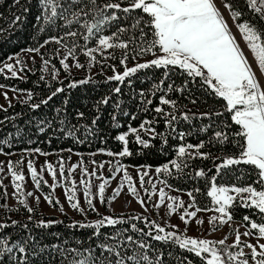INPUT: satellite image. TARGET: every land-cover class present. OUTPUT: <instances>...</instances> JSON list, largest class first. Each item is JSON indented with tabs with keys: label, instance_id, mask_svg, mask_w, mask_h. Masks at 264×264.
<instances>
[{
	"label": "snow or ice",
	"instance_id": "1",
	"mask_svg": "<svg viewBox=\"0 0 264 264\" xmlns=\"http://www.w3.org/2000/svg\"><path fill=\"white\" fill-rule=\"evenodd\" d=\"M16 4H19V0H14ZM85 0H39V4L42 8V15L36 17L37 21L43 19L46 23H55L56 20L66 21L65 27H70L72 24H79L82 17H87L89 12L86 8L90 5V11L94 15H99L103 17L97 23L94 24H84L86 28L87 35L82 36V39L89 41L94 37L98 41V45L95 48H89L85 46H78L75 42V37L80 35L78 32L69 30L65 32L63 36L60 37H49L45 40L40 47L46 46L49 42L61 43L65 39L71 37L73 38V43L71 47L67 48L65 54L59 57V64L64 69L69 68L67 60L72 58L76 60L75 67L82 68L79 60L76 59V51L78 47H82V54L89 57L90 62L93 64L97 62V57L93 55L95 51H102L103 49H111L113 47H118L123 49V55L120 58V64L125 65V70L122 74L115 73V66H112L114 75L108 77V81H116L119 84H123L126 78H131L140 70L149 69L155 67L156 69H165L163 77L158 82H153L152 88L145 92L144 89H140L138 95L141 97V103L145 102V97L151 94L155 96L157 91H163L164 94L159 97V104L151 109L157 114L152 120L145 118L141 121L138 127L128 126L127 131L117 135L115 139L117 141L123 142L122 150L119 152L107 151L105 154L108 156H118V157H129L133 153L129 150L128 143L126 139L129 136L134 137V142L143 149L151 147L150 141L160 138L163 145H167V138L163 132H157L156 128L153 127L154 124L158 123V119H163L166 129H169V134L176 138L178 135L181 141L184 140L185 136L189 133L183 131H177L174 126L175 123L183 120L185 122L192 119H211L213 115L222 116L223 112L209 111L202 113L199 117L190 116L187 112H183L180 115L176 114L177 104L176 100H171L167 98L168 92L175 91L183 93L187 90L189 82H196L199 78L200 86L203 88L207 86L214 95L218 98H222L226 101V110L231 113V121L234 125L239 126V131L233 133L234 136L240 137L243 143L237 142L240 148L239 156L237 157H227L223 158L220 164H215V160L221 159L220 157L214 158V166L216 169V174L210 177L211 188L207 191L206 195L211 198L212 203L216 206L215 211L220 214L219 221L223 225L225 220L223 219L227 216L228 221L233 219L232 215L229 213L228 209L232 206L233 201L239 197L242 207H249L258 210V214H264V84L260 82V79L256 75L254 69L252 68V63L247 59L246 54L239 47L234 34L230 31V26L223 16L220 8L221 6L229 11V16L234 23L240 20L244 15V9L240 8L239 3H232L229 0H129V7H121L124 0L120 3H106L102 7L97 4V0H87L85 7H79L78 5L84 4ZM244 5L248 11H250L254 19L244 20L243 22L236 23L238 31L241 33L243 40L245 41L247 48L251 51L254 61L260 70L261 75H264V0H244ZM51 10V14L48 15V10ZM115 10L111 15H106L108 10ZM133 10H141L143 14H146L147 19L144 16H139L134 19L130 26L133 33L137 30L139 31V36L135 34L129 36L126 40L120 39V34L129 31V28L121 26L117 29L116 33L111 36L101 35L103 28L100 27L108 22L115 21L119 19L117 13L123 12L124 14H129ZM27 11V9H25ZM68 16H72L73 19L69 20ZM20 20V16L14 17L11 22L13 26L16 22ZM143 25V27H141ZM146 29L148 31H146ZM41 31L44 29L41 28ZM0 31H3L0 29ZM151 33V39H147ZM109 41H118V43H110ZM26 51L40 53V48L27 49ZM145 54H152L153 59L145 61L143 63L137 62L133 67H126V62L131 55L133 60H137L138 57H143ZM110 58L115 59L113 54H110ZM11 59V58H9ZM33 59H35L33 57ZM103 63V60L100 61ZM16 63L21 65L20 70L23 71L26 65L22 60L17 58ZM45 67L42 71L47 72V65L49 60L44 59L43 61ZM9 72H11L10 78H19L17 76V70L14 68L13 64L8 63L4 66ZM175 70H180L181 74H186V79L180 87H175L173 83L167 84V89H164L166 81L170 78V73ZM3 71V69H0ZM53 80H56L59 75V69L53 66L52 71L49 73ZM45 77L42 75L40 80L43 81ZM90 79H81L79 81L73 80L68 84L69 88H76L79 85L90 83ZM129 85H131V80L129 79ZM0 87H6L0 85ZM64 87H56L55 90L46 99L42 100V104H47L53 97L62 93ZM13 91H18L13 89ZM112 93L119 95L121 93V87L117 86L112 89ZM5 99H9L7 92L4 93ZM32 93H28V99L31 100ZM110 97L104 96L101 101L97 103H102L107 106ZM67 101H65V104ZM147 105L152 104V99L146 100ZM195 104L196 101L192 100ZM169 105L173 111H165L162 106ZM11 107V103H9ZM40 107V104H32L33 110ZM116 109L120 108V103L116 102ZM147 110V109H145ZM57 114L61 111L60 109L54 110ZM66 111V109H64ZM124 115H129L125 112ZM83 113L77 112V119H82ZM136 117L133 115L132 119ZM99 116L93 118L91 125H76L70 124L66 120H60V124L65 126L59 128L66 138L76 139L78 142L83 143L84 141L79 140L77 132L81 129L84 130L85 139L88 136L95 135V127ZM113 121L116 120L115 115L112 117ZM54 121L42 122V124H47L51 127ZM212 125L203 126L199 129L201 132H207ZM227 127V126H225ZM66 129V130H65ZM39 131L43 133L45 131L44 127H40ZM142 133L148 135V139L142 137ZM20 135V131L17 130L16 136ZM215 140L216 143L220 145L228 142L227 132H222L220 130L214 131L213 137L210 138L209 143ZM0 144L10 143L7 139L0 140ZM204 147V141L201 140L200 143L193 145H184L181 143L179 146L175 147V151L178 157L188 156L190 159H208L210 158V153L200 152V149ZM195 149L194 152H189L188 150ZM25 151H29L25 149ZM35 152H39L42 155L46 153L41 152L39 148L34 149ZM71 151V149H69ZM104 151V150H100ZM0 154L11 155V153L3 152L0 148ZM95 155V154H93ZM15 164H20L21 161L7 162L8 172L12 176V186L16 190L13 195L17 192H21L22 184L18 181H23L24 176L22 173H17L14 168ZM93 164H97L96 161H92ZM169 163L177 169L178 172L182 171L183 168L189 167V164L177 163L176 159L165 163L162 167H156L155 171L160 174L162 171L172 176L173 173L169 170ZM247 165L253 166L256 170L257 179L253 182L254 185L247 186H219L217 187L216 181L222 170L229 168L233 165ZM49 174L52 176L53 184L51 185L54 190L58 184L56 179V171L53 166L48 163L46 165ZM77 165H73L72 168L68 169L69 176L75 170ZM126 165L122 164L120 161H116L114 165L110 162L109 171L111 173V178H115L117 173L123 171V177L121 178L119 185L116 189H113L112 194L107 197V202L110 204L115 199L121 195V189L127 184L128 193L133 196L137 195V188L133 182L132 176L128 173ZM138 169L140 187L144 188L147 193L148 200L151 201L153 193L156 190L155 183L151 179L147 181V184L151 187L152 191H149L145 187V177L148 176L147 171H139L141 168L147 166L132 165ZM3 162H0V172H3ZM98 169L104 168V163L101 162L97 165ZM28 171L31 174L32 181L36 188L40 189V183L43 179L42 175H38L36 169L33 166L31 160L28 161ZM60 176L66 182L68 177L65 176V168L63 161L60 164ZM211 171V169H209ZM83 175L89 177H96L101 183L98 185L97 196L101 204L105 203V189L109 184V178L103 177V175L98 174L97 170L94 169L91 173L88 172L87 168L83 169ZM206 173L203 170L195 171L194 176L188 174V178H200L205 177ZM239 180V177H237ZM166 187H172L167 183V181L162 180ZM46 184V182H45ZM80 184L83 186V197L84 203L88 206V209L97 212L93 204V193L91 191V182L87 179H81ZM0 187L5 188L2 180H0ZM200 192L199 188L189 190L187 194L191 198V203L186 207L182 200L179 203H175L176 198L168 197L169 203L167 204V214L170 216L173 212L180 208L183 210V214L180 215V220L185 224V230L189 225V220L185 217L195 218L197 213L200 211H206L207 209H201L196 205V199L194 193ZM235 193L236 196L230 195L229 193ZM247 194V195H245ZM28 196H33L34 193H27ZM64 195L69 202L72 209L80 211L82 214L85 209L80 206V202L77 199L76 194V184L72 181V187H65ZM45 200L52 204V197L49 194L44 195ZM39 197L36 200L39 201ZM165 200V190L164 188L159 189V202L154 205V207L159 208L164 204ZM75 201V202H74ZM24 204V200L19 201ZM59 201L57 200V203ZM142 207H146L143 200L138 201ZM189 208H195V211H189ZM27 211L31 213L32 208L28 207ZM31 219V217H29ZM139 220L140 216L130 217L128 220L122 218H116L112 216H101L100 219L95 221L93 224H85L82 222H73L72 227L79 228H92L94 229L91 238H99L101 235V229L104 227H115L118 224H126L129 220ZM146 219V218H144ZM218 217L212 216L211 221H216ZM244 221L249 222L245 225L248 230H246L242 235L252 236L254 235L253 230L256 231L257 243H246L243 247L250 249V256L252 264H264V243H260L261 239H264V223L258 224L251 220L249 216L243 217ZM197 224H202L203 220H196ZM54 221H40V227H49ZM16 221H12V225H16ZM250 225V227H249ZM8 227L7 224H0V229ZM26 227V225H25ZM145 227L152 228V232H144L143 229L137 227L136 224H131L130 228L133 232L141 233L143 236L150 237L152 240L157 242H172L180 249L187 250L188 252L194 254L197 258L201 259V264H249V260L241 247V233L237 232L236 240L232 245H226L225 241L228 239L225 236L219 241H212L204 238H188L177 235L175 232L166 231L164 227L158 225L155 221H150L145 224ZM178 226L173 225V228ZM215 227V225H214ZM123 231H128L124 229ZM121 235L120 231H117L113 235H105V240H117ZM126 242L130 244H136L139 248L143 249L146 247L143 241H136L131 235L126 237ZM11 237L0 235V257H3L5 253H11L14 248H18L19 252H26V248L18 243H12ZM219 244L222 247L217 248L216 245ZM53 247H56L55 245ZM119 244L109 245L107 243H100L95 246L99 249V256L96 255V251L93 248H88L86 251L88 255L80 253L78 249H68V252L73 254V260L70 264H113L112 260L107 259L105 253H114L117 259L114 264H163L162 256L163 253L158 254L155 259L150 258L147 254H143L139 257L137 255H121L119 251ZM232 249H239L238 251H232ZM259 249V251H258ZM63 252V249H60ZM207 254V255H205ZM243 257V259H241ZM186 259V258H185ZM19 264H27V259H23ZM183 264V262H181ZM188 264H192L188 261Z\"/></svg>",
	"mask_w": 264,
	"mask_h": 264
},
{
	"label": "trees",
	"instance_id": "2",
	"mask_svg": "<svg viewBox=\"0 0 264 264\" xmlns=\"http://www.w3.org/2000/svg\"><path fill=\"white\" fill-rule=\"evenodd\" d=\"M121 0H97L99 6H103L106 3H120ZM232 3H239L240 8L244 9V15L236 23L243 22L244 20L254 19L253 14L248 11L244 5V0H229ZM87 0L84 4L78 5L79 7H85ZM129 0H124L121 7H129ZM91 6L86 8L89 12L87 17H82L79 24H72L70 27H65L66 21L56 20L55 23H46L43 19L36 20L38 15H42V8L39 4V0H19V4H16L14 0H0V65L5 62L9 57L18 54L19 52L32 48H40V56L49 60L51 67L59 69V76L56 80L51 78L49 73L44 74L41 64L35 62L32 68H24L22 71L24 76L19 78H10L11 75L4 74L0 71V85L6 86V88L17 89L18 91L31 92V100L24 101L16 100L11 103V107L0 106V140L7 139L10 143L0 144V148L5 153L21 152L28 149L34 151L39 148L43 153H55L61 152L66 155V152H73L81 154L83 159L86 160L88 154L106 153L107 151L119 152L122 150L123 142L117 141L115 137L125 131L129 125L132 127H138L142 120L145 118L152 120L157 117V114L151 109L155 108L159 104V97L164 94L163 91H157L155 96L149 94L145 97V102L141 103V97L138 95L140 89H144L148 92L153 86V82H158L162 77L165 69H156L155 67L138 71L131 78H126L121 85L116 81H108L106 73L110 71L112 64L107 63L103 65V70L97 71L93 75L85 78L81 76H70L66 70H64L60 64L59 59L56 57V42H49L46 46L40 47L45 40L49 37H60L69 30L78 32L80 35L75 37V42L78 46H87L89 48H95L98 45L97 39L94 37L89 41L82 39V36L87 35L84 24L97 23L103 17L94 15L90 11ZM27 9V11H25ZM115 10H108L106 15H111ZM51 14L49 8L48 15ZM119 19L108 22L100 27L103 28L101 35L111 36L117 32V29L121 26L129 28V31L120 34L121 40H126L129 36L135 34L139 36L137 30L133 33L130 29L134 19L139 16H144L147 19L146 14H143L141 10H133L129 14L123 12L117 13ZM19 15L20 20L13 24L11 23L15 16ZM68 19H73L72 16H68ZM236 23H234L236 25ZM143 27V25H141ZM264 27V24H261ZM44 30L41 31L40 29ZM146 31H148L146 29ZM151 33L147 39H151ZM110 43H118V41H109ZM73 38L69 37L62 41L60 44L65 47H71ZM82 47H78L76 51V58L84 65L85 54H82ZM124 50L118 47L110 49V54L115 56V59H111L113 66H122L120 64V58L123 55ZM151 54H145L138 59L147 58ZM98 58V56H97ZM103 60V58H98ZM137 60H133L131 55L126 64H133ZM109 65V66H108ZM85 66V65H84ZM44 76L43 81L40 80L41 76ZM81 79H90V83L79 85L76 88H69L68 84L73 81H79ZM129 79L131 85H129ZM186 74L182 75L180 70H175L170 73V78L166 81L164 89H167L168 83H173L175 87H180ZM64 87V91L52 98L47 104H42L41 101L46 99L55 90L56 87ZM121 87V93L119 95L113 94L112 89L115 87ZM104 96H109L110 100L107 106L101 101ZM167 98L176 100L177 110L176 114L180 115L183 112H187L190 116L199 117L202 113L215 111L223 112L222 116L213 115L209 119H192L190 121H179L174 124L177 131H183L189 133L181 141L178 137L173 138V135L169 134L170 130L165 128L163 119H158V123L154 124L157 132H163L167 138V145L164 146L160 138L150 141L151 147L143 149L142 146L134 142V137L129 136L126 139L129 141V150L133 153L129 157H119L120 162L124 165L132 166H148V167H162L165 163L170 162L173 159L177 160V163L189 164V167L183 168L178 172L175 166L169 163V170L173 173L169 176L165 172L159 174L160 178L167 181L171 185L172 189L176 191L188 192L189 190L199 188L200 192L194 193L197 207L201 209H210L213 206L211 198L206 195L207 191L211 188L210 177L216 174L214 166V158L220 157L221 159L215 160V164H220L223 158L237 157L240 153V148L237 142L243 143L242 138L236 137L233 133L239 131V126L234 125L231 121V113L226 110V101L222 98H218L214 93L204 86H200L199 78L196 82H189L187 90L183 93L175 91L168 92ZM152 99V104L147 105L146 100ZM192 100L196 103L193 104ZM65 101L67 103L65 104ZM116 102L120 103V108L116 109ZM32 104H40V107L33 110ZM165 111H173L169 105L162 106ZM60 109L57 114L54 110ZM66 109V111H64ZM147 109V110H145ZM77 112L83 113L82 119H77ZM127 112L129 115H124ZM115 115L116 120L113 121L112 117ZM135 119H132V116ZM99 116L97 125L94 129L95 135L88 136L85 139L84 130L81 129L77 132L79 140L66 138L59 128L65 127L60 124V120H66L70 124L76 125H91L93 118ZM54 121L51 127L42 122ZM212 125L207 132H201L199 129L203 126ZM227 126V127H225ZM40 127H44L45 131L41 133ZM20 131V135L17 137L16 132ZM66 130V129H65ZM220 130L227 132L228 142L223 145L216 143L215 140L209 143L211 137H213L214 131ZM144 139H148V135L141 134ZM204 141V147L200 149V152L210 153L208 159H190L188 156L178 157L175 147L181 143L184 145L193 144L196 145L200 141ZM71 149V151H69ZM104 150V151H100ZM194 152L195 149L188 150ZM211 169V171H209ZM203 170L206 173L205 177L200 178H188V174L194 176L195 171ZM239 177V180L237 179ZM257 175L253 166L247 165H233L224 169L219 174L216 184L217 187L223 186H247L254 185ZM67 187H71L70 181L65 183ZM44 195L49 194L52 197V206L60 212V216L48 215L39 211L36 207L32 208L33 211L29 213L27 208L29 205L18 204L11 206L6 203L5 194L0 190V224H7L8 227L0 229V235L11 237L12 243H18L26 248V252H19L18 248H14L11 253H5L3 257H0V264H19L23 259H27V264H70L73 260V254L68 252V249H78L80 253L88 255L87 249L93 248L96 251V255L99 256V249L95 246L100 243H107L109 245L119 244L120 247L116 249L121 255H137V257L147 254L150 258L155 257L163 253V264H188L191 261L192 264H201V259L197 258L194 254L187 250L180 249L178 245L172 242H157L150 237L143 236L141 233L131 231L130 225L136 224L138 228L143 229L144 232L154 231L152 228L145 227V224L150 221H155L148 214H141L138 212H115L112 213L108 207L107 201L102 205L104 213L102 215L99 211L94 212L87 209L82 214L78 210H74L76 218H72L68 214L62 212L55 192L50 185L45 184L44 179L41 180L40 189ZM75 202V201H74ZM192 202V201H191ZM31 208V207H30ZM229 213L233 217V221L240 222L243 226L248 225L249 222L244 221V216H249L252 221L258 224L264 223V214H258V210L249 207H242L241 201L237 198L233 201L232 206L228 209ZM101 216H112L116 218H122L128 220L130 217L140 216L139 220H129L126 224H118L115 227L102 228L99 238H91L94 232L92 228H79L72 227L73 222H82L85 224H93L95 221L101 218ZM31 217V219L29 218ZM146 218V219H144ZM12 221H16V225H12ZM54 221L49 227H40L39 222ZM26 225V227H25ZM166 231L175 232L178 231L172 226L165 225ZM246 227V226H245ZM250 227V225H249ZM128 229V231H123ZM117 231L121 232L120 237L117 240H105V235H113ZM257 231V230H253ZM131 235L136 241H143L146 245L141 249L136 244H130L126 242V237ZM181 236V235H179ZM56 247H53V246ZM60 249L64 251L61 252ZM107 259L114 261L117 259L114 253H105ZM186 258V259H185Z\"/></svg>",
	"mask_w": 264,
	"mask_h": 264
},
{
	"label": "rangeland",
	"instance_id": "3",
	"mask_svg": "<svg viewBox=\"0 0 264 264\" xmlns=\"http://www.w3.org/2000/svg\"><path fill=\"white\" fill-rule=\"evenodd\" d=\"M223 16L227 20L230 31L234 34L235 39L241 48V50L246 54L247 59L252 63V68L254 69L256 75L260 79V82L264 84V75H261L260 70L258 69L253 55L251 51L247 48V45L245 41L242 38L241 33L238 31L237 26L234 24L233 20L229 16V11L221 6L220 8ZM54 43V42H52ZM56 57L59 59V57L63 56L67 49L63 47L60 43L56 44ZM98 58H103V63L100 62L97 58L96 63H92L89 60V57L85 55V63L82 68L75 67L76 60L69 58L67 60V63L69 64V68L66 70L70 76H81V77H89L96 73L97 71L103 70V65H107V63L112 64L113 62L110 59V49H103L102 51L98 50L93 53ZM33 57L35 59H33ZM11 58V59H9ZM5 62H3L0 65V69H3L4 74L11 75V72H9L4 66L5 64L11 63L13 64L14 68L17 70V75L24 76L23 72L20 70L21 65L16 63L17 58L22 60L24 64L26 65V68L31 69L33 63L39 62L41 64L42 69L45 67L43 63V58L40 56L39 53L35 52H29L26 50H23L19 52L18 54L9 57ZM153 55L151 54L147 58L138 59L137 62H145L153 59ZM77 59V58H76ZM133 64H126V67H133L135 65ZM109 66V65H108ZM112 66H110V71L106 73L107 76L114 75V71ZM115 66V73L122 74L125 70V65L122 66ZM48 71H43L44 74H47L52 71L51 64L49 63L47 66ZM59 76V75H58ZM7 92V96L9 99H5L4 93ZM28 99V92L25 91H13L11 88L6 87H0V106L6 107L9 105V103H12L16 100L24 101ZM31 160L33 162V166L36 169L38 175H42L44 181L48 185L53 184L52 176L49 174L46 165L50 163L53 168L56 171V179L58 181V184L56 188L54 189L55 196L57 200L59 201V205L61 207L62 212L68 214L72 218H76V213L74 209H72L69 205V202L67 201L64 190H65V183L66 181L61 178L60 176V164L61 161H63L64 168H65V176L68 177V181L71 183L72 187V181H75L76 184V194L77 199L80 202V206L82 208L87 209V205L84 203V197H83V186L80 184V180L87 179L91 182V191L93 193V204L95 205V208L102 214L106 215L104 213L102 205L99 201L97 194L98 191V185L101 183L100 180L96 179V177H89L83 175V169L87 168L88 172L91 173L94 169L97 170L98 174L103 175L105 178H109V184L106 186L105 189V199L107 201V197H109L112 194L113 189H116L119 185V182L121 178L123 177V171L120 173H117L115 175V178H111V173L109 171L110 168V162L112 165L115 164L116 161H120L118 156H108L103 152L93 154H88L86 156V160L83 159L81 154L73 153V152H66V155L64 156L61 152H55V153H46V155H42L39 152L35 151H21V152H14L11 153V155H4L0 154V162H3L4 168L3 172H0V180H2L3 185L6 186V192L7 195H5L6 203L14 206V205H22L19 201L24 200L26 205H29V207L34 208L36 207L39 211L48 214V215H57L60 216V212L55 209L47 200L44 198V194L36 188L34 185L31 174L28 171V161ZM8 161H21L20 164L14 163V168L17 173H22L24 176L23 181H18V183L22 184V190L21 192H17L15 195L13 193L16 191L12 186V176L8 172L7 168V162ZM92 161H96L97 164H93ZM104 163V168L98 169L97 165L99 163ZM73 165H77L75 170L71 173L69 176L68 169L72 168ZM128 166V165H126ZM156 168L153 167H145L139 169V171H147L148 176L145 177V187L151 190V187L147 184V181L149 179L152 180L153 183L156 185V190L153 193L152 200H148L147 193L144 191V188L140 187V181H139V175H138V169L136 167L128 166L127 171L132 176L133 182L137 188V195L133 196L132 194L128 193L127 191V184L121 189V195L117 199H115L110 204L107 202L108 207L112 213L115 212H138L141 214H148L151 215L153 218L156 217L158 225L162 227H166L165 225L172 226L176 225L178 226L176 229L178 231V234L182 237H188V238H204L209 239L212 241H219L223 239L225 236L228 237V239L225 241L226 245H232L236 240V234L237 232L241 233V247L243 248L244 253L246 254L247 259L249 260V264H252L251 256H250V249L243 247L246 243H257L256 238V232H254V235L252 236H244L242 235L248 228L243 226L240 222L237 221H228L227 216H225L223 219L225 220V223L223 225L220 224L219 217L220 214L215 211V205L206 210V211H200L197 213V216L195 218H189L185 217V219L189 220V225L187 229L185 230V224L180 220V215L183 214V210L180 208H177L175 212H173L170 216L167 214V204L169 203L168 197H174L176 200L175 203H179L180 200L184 202L185 207L191 203V198L187 194V192L183 191H176L170 187H166L163 183H161L162 179L160 178L159 174L155 171ZM164 188L165 190V200L164 204L161 205L159 208L154 207L156 203L159 202V189ZM229 187V186H228ZM0 190L3 191L5 194V188L0 187ZM32 192L34 193L33 196H28L27 193ZM230 195L236 196L235 193H229ZM247 195V194H245ZM36 197H39V201L36 200ZM238 200L239 197H237ZM140 200H143L145 202L146 207H142V205L138 202ZM189 211H195V208H189ZM216 216L218 219L216 221H211V217ZM203 220L202 224H197L196 220ZM215 225V227H214ZM260 243H264V239H261L259 241ZM217 248L222 247L221 245L217 244ZM239 249H232V251H238ZM259 251V249H258ZM207 255V254H205ZM243 259V257L241 258Z\"/></svg>",
	"mask_w": 264,
	"mask_h": 264
}]
</instances>
